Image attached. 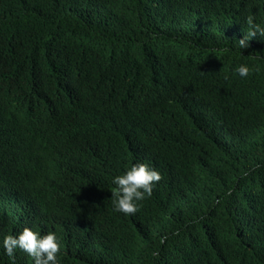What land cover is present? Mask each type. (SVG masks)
Here are the masks:
<instances>
[{"label": "trees", "instance_id": "16d2710c", "mask_svg": "<svg viewBox=\"0 0 264 264\" xmlns=\"http://www.w3.org/2000/svg\"><path fill=\"white\" fill-rule=\"evenodd\" d=\"M264 0H0V264H264ZM247 64L241 77L234 71ZM159 171L135 213L112 177Z\"/></svg>", "mask_w": 264, "mask_h": 264}, {"label": "clouds", "instance_id": "9594fccd", "mask_svg": "<svg viewBox=\"0 0 264 264\" xmlns=\"http://www.w3.org/2000/svg\"><path fill=\"white\" fill-rule=\"evenodd\" d=\"M250 27L240 39H236L241 49L249 47L250 39L259 34L264 36V27L254 23L253 18H248ZM239 76H247L250 68L247 64H240L234 69ZM160 179L159 171L143 162L133 163L122 174L112 177L116 192L112 199L113 208L125 214L135 213L139 202L150 195L153 182ZM2 245L5 253L12 257L14 249L23 250L32 257L34 264H61L58 251L60 240L55 232L41 234L32 228L25 227L19 233L3 236Z\"/></svg>", "mask_w": 264, "mask_h": 264}]
</instances>
